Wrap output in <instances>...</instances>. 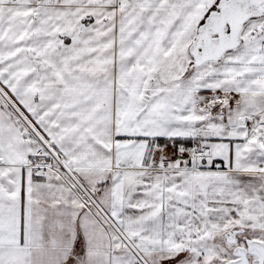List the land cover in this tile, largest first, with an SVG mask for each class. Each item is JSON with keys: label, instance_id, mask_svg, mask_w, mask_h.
<instances>
[{"label": "snow or ice", "instance_id": "1", "mask_svg": "<svg viewBox=\"0 0 264 264\" xmlns=\"http://www.w3.org/2000/svg\"><path fill=\"white\" fill-rule=\"evenodd\" d=\"M0 264H264V0H0Z\"/></svg>", "mask_w": 264, "mask_h": 264}]
</instances>
